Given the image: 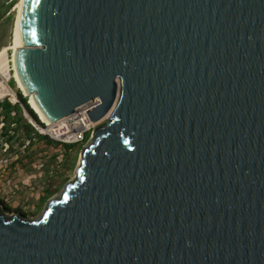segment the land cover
<instances>
[{
	"label": "water",
	"instance_id": "95a60500",
	"mask_svg": "<svg viewBox=\"0 0 264 264\" xmlns=\"http://www.w3.org/2000/svg\"><path fill=\"white\" fill-rule=\"evenodd\" d=\"M18 21L40 116L107 117L36 217L0 204V264H264V0H21Z\"/></svg>",
	"mask_w": 264,
	"mask_h": 264
},
{
	"label": "rangeland",
	"instance_id": "374dc122",
	"mask_svg": "<svg viewBox=\"0 0 264 264\" xmlns=\"http://www.w3.org/2000/svg\"><path fill=\"white\" fill-rule=\"evenodd\" d=\"M10 1L12 4L8 13L12 15V21L10 25L3 28L1 36L4 37L5 33L10 34L9 44L6 45L8 47L9 80H14V87L10 88L15 92L19 90L23 95H26L19 89L14 79L11 62L12 30L20 0H9L8 2ZM2 2L3 0H0V4ZM2 79L0 74V81ZM24 113L27 119L30 118L25 110ZM91 131L88 133L87 139L90 137ZM86 141L64 144L61 147L53 145L50 149L40 145L25 148L14 146L6 152H3V147L0 146V204L4 210L18 212L28 218L36 217L43 209L45 202L73 178L80 151ZM6 157L8 160L2 161ZM48 188L54 190L45 198L46 195L43 196V193Z\"/></svg>",
	"mask_w": 264,
	"mask_h": 264
},
{
	"label": "trees",
	"instance_id": "16d2710c",
	"mask_svg": "<svg viewBox=\"0 0 264 264\" xmlns=\"http://www.w3.org/2000/svg\"><path fill=\"white\" fill-rule=\"evenodd\" d=\"M8 1L9 0H3L0 4V49L9 44L10 34L5 33L4 37L1 36L3 28L6 27V25H10L12 21V15L8 13L12 2ZM8 84L10 87H14V80L10 79ZM16 95L19 99V104L12 105L6 99L0 101V121L3 122L0 132L1 142L6 144L10 150L14 148V146H23V141L27 142L25 147H31L33 144L31 143L32 138H36L37 140L43 139L50 145H59L58 142L52 141L48 136L39 134L23 115L25 110L30 117L36 122H39L36 112L30 105L29 96L23 95L19 90H17ZM87 137L88 133L85 135L83 141H86ZM53 190L54 189L50 188L46 189L43 196L46 195V198Z\"/></svg>",
	"mask_w": 264,
	"mask_h": 264
},
{
	"label": "built area",
	"instance_id": "2783aa9c",
	"mask_svg": "<svg viewBox=\"0 0 264 264\" xmlns=\"http://www.w3.org/2000/svg\"><path fill=\"white\" fill-rule=\"evenodd\" d=\"M9 78L6 80V84H8ZM10 87V86H9ZM14 92V95L16 99H11V95H6L0 98V101L3 99H6L10 104H19V99L17 98L16 92ZM99 100L97 98L88 100L84 102L83 104L77 106L75 110L63 117L62 119L52 123V124H47L43 123L40 119L39 122H36L39 126L47 129L45 132H40L34 125V129L41 135H46L48 136L52 141H56L59 143V147L63 146L64 144H72V143H77L80 141H83L85 138V135L89 133L94 126L91 125V122L87 116L86 111L93 108ZM3 126V122L0 121V132ZM12 133V132H10ZM1 146L3 147V152H6L8 150V146L1 142ZM27 143L22 147H25ZM51 148L53 147L50 146ZM4 160L2 161H7L8 158H3ZM41 166V165H40Z\"/></svg>",
	"mask_w": 264,
	"mask_h": 264
},
{
	"label": "bare ground",
	"instance_id": "6f19581e",
	"mask_svg": "<svg viewBox=\"0 0 264 264\" xmlns=\"http://www.w3.org/2000/svg\"><path fill=\"white\" fill-rule=\"evenodd\" d=\"M18 8V13L14 22V26H13V30H12V42H13V49L20 46V37H19V25H18V18H19V12H20V8H21V0L17 5ZM8 47L4 46L1 48L0 50V74L2 75V81H0V97L6 96V95H11V99H16L13 90L6 84V80L9 78L10 73L8 71V57H7V49ZM15 80L18 84V87L20 90H22L25 94V91L23 90V87L21 85V83L19 82V80L17 79V77L15 76ZM30 101V105L32 107V109L37 113V115L39 116L40 120L43 123H47L38 113V111L36 110L35 106L33 105L31 99L29 98ZM105 117L92 122L91 121V125L92 126H96L97 124L101 123ZM29 121L32 123V125H34V127H36L40 132H45L47 131V129L39 126L38 124H36L34 121H32L30 118H28ZM47 124H52V123H47Z\"/></svg>",
	"mask_w": 264,
	"mask_h": 264
},
{
	"label": "crops",
	"instance_id": "0c3cea01",
	"mask_svg": "<svg viewBox=\"0 0 264 264\" xmlns=\"http://www.w3.org/2000/svg\"><path fill=\"white\" fill-rule=\"evenodd\" d=\"M25 141H23V144L25 145L27 142H25ZM31 143H33L32 144V146H35V145H40V146H44L45 148H48V149H50L51 147L50 146H52V145H50V144H48V143H46L43 139H36V138H32L31 139ZM0 146H1V143H0Z\"/></svg>",
	"mask_w": 264,
	"mask_h": 264
}]
</instances>
